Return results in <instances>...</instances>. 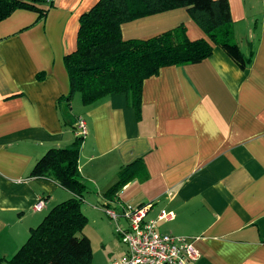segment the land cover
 Masks as SVG:
<instances>
[{"label": "crops", "instance_id": "crops-1", "mask_svg": "<svg viewBox=\"0 0 264 264\" xmlns=\"http://www.w3.org/2000/svg\"><path fill=\"white\" fill-rule=\"evenodd\" d=\"M228 1L235 43L251 57L246 69L214 47L199 64L147 79L140 118L124 94L89 107L75 95L72 125L58 107L70 92L64 57L76 50L80 18L98 0H55L43 20L17 10L0 21V260L11 259L30 230L72 198L30 172L51 149L71 147L83 119L84 203L148 206V219L174 213L158 229L194 239V264H264V0ZM180 25L189 40L208 39L186 9L126 23L122 36L146 40ZM136 162L134 178L109 200L121 169Z\"/></svg>", "mask_w": 264, "mask_h": 264}, {"label": "trees", "instance_id": "trees-1", "mask_svg": "<svg viewBox=\"0 0 264 264\" xmlns=\"http://www.w3.org/2000/svg\"><path fill=\"white\" fill-rule=\"evenodd\" d=\"M53 3L46 0H0V21L17 10H27L45 19ZM186 9L208 39L191 41L180 25L146 40H124L122 26L164 12ZM234 22L228 0H98L80 18L76 50L64 57L70 92L59 100L64 124L72 125L71 103L80 95L85 107L112 94H124L140 118L144 82L166 67L199 64L221 48L241 69L251 63L235 43ZM83 137L68 148L47 152L33 167L30 177L50 179L72 194L54 206L43 221L30 230L26 243L0 264H92L91 242L84 234L88 219L82 205L88 188L79 171ZM134 163L123 167L118 182L105 196L117 195L135 176ZM109 206V205H106Z\"/></svg>", "mask_w": 264, "mask_h": 264}, {"label": "built area", "instance_id": "built-area-1", "mask_svg": "<svg viewBox=\"0 0 264 264\" xmlns=\"http://www.w3.org/2000/svg\"><path fill=\"white\" fill-rule=\"evenodd\" d=\"M54 3L55 0H46ZM86 123L78 121L76 135L85 137ZM45 207L41 199L35 209L40 211ZM104 213L116 223V232L126 247L123 257L112 264H194L200 255L194 246V239L161 232L160 222L171 221L174 213L161 211L157 219H148V206H122L120 210L106 206ZM125 219L127 226H121L119 221Z\"/></svg>", "mask_w": 264, "mask_h": 264}, {"label": "rangeland", "instance_id": "rangeland-1", "mask_svg": "<svg viewBox=\"0 0 264 264\" xmlns=\"http://www.w3.org/2000/svg\"><path fill=\"white\" fill-rule=\"evenodd\" d=\"M83 205L88 219L84 234L91 242L94 264H103L108 258H121L126 252V247L116 232V223L104 213V207L95 201L85 202ZM119 224L126 227L127 221L121 219Z\"/></svg>", "mask_w": 264, "mask_h": 264}]
</instances>
